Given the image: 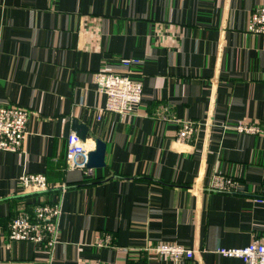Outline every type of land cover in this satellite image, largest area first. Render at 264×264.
Here are the masks:
<instances>
[{"label":"crops","instance_id":"crops-1","mask_svg":"<svg viewBox=\"0 0 264 264\" xmlns=\"http://www.w3.org/2000/svg\"><path fill=\"white\" fill-rule=\"evenodd\" d=\"M262 4L0 0V104L28 112L21 150L0 151V264H244L216 248L264 239V139L222 125H264V35L246 31ZM131 58L139 62L122 63ZM98 70L141 81L134 110H99ZM184 119L199 124L194 143L176 141ZM73 120L88 151L105 143L104 164L86 174L66 168ZM215 171L238 189L211 188ZM24 173L53 187L28 191ZM38 202L60 208L52 250L7 237ZM103 234L111 244L95 246ZM163 243L193 255L150 251Z\"/></svg>","mask_w":264,"mask_h":264},{"label":"built area","instance_id":"built-area-1","mask_svg":"<svg viewBox=\"0 0 264 264\" xmlns=\"http://www.w3.org/2000/svg\"><path fill=\"white\" fill-rule=\"evenodd\" d=\"M246 31L264 35V4L252 9L246 22ZM138 58L123 59L125 65L138 63ZM97 88L105 96L100 111L126 113L134 110L141 100V81L129 72L117 73L98 70L94 74ZM28 112L18 105L0 104V151H20L26 134ZM223 128H232L238 132H245L261 136L264 139V125L259 122L237 121L234 124H223ZM200 127L194 120H179L176 141L179 143H194ZM88 149L76 132H70L66 137L65 163L67 169H78L88 173ZM23 188L30 190H46L53 185L40 173H24L20 176ZM239 182L230 174L215 171L210 178L209 186L219 191H235ZM64 187V186H62ZM34 218L27 212L16 214L9 224L8 239L30 241L46 246L52 250L57 241V218L60 208L55 204L35 203L33 205ZM95 246L104 247L111 244L108 235H97ZM154 254L166 255L170 258H190L193 249L179 244H157L150 248ZM216 252L221 256L240 258L244 264H264V239L254 237L241 247H218ZM79 264H93L81 261ZM132 264H144L140 259Z\"/></svg>","mask_w":264,"mask_h":264},{"label":"water","instance_id":"water-1","mask_svg":"<svg viewBox=\"0 0 264 264\" xmlns=\"http://www.w3.org/2000/svg\"><path fill=\"white\" fill-rule=\"evenodd\" d=\"M72 127L76 130V133L84 138L85 126L81 123H77L76 120L72 121ZM67 135V134H66ZM104 154H105V143L99 139L95 140V148L87 153L88 160L87 166L89 167H100L104 164Z\"/></svg>","mask_w":264,"mask_h":264}]
</instances>
